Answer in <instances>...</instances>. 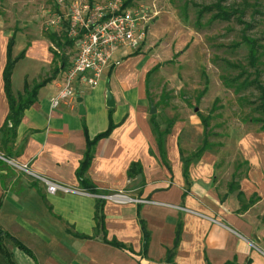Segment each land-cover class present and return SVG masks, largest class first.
<instances>
[{"label": "crops", "instance_id": "obj_1", "mask_svg": "<svg viewBox=\"0 0 264 264\" xmlns=\"http://www.w3.org/2000/svg\"><path fill=\"white\" fill-rule=\"evenodd\" d=\"M41 32L37 39L27 37L13 67L14 95L55 66L54 44ZM8 37L0 32V136L9 112L3 82ZM68 50L66 65L24 110L10 143L11 162L0 150V264H264V129L230 135L229 145L241 158L234 177L219 152L206 149L195 156L197 122L173 121L161 153L149 113L150 60L120 48L113 54L119 63L108 66L96 85L79 86L76 106L52 108L50 98L71 60ZM19 53L12 48L13 57ZM107 89L113 107L106 105ZM110 120L114 127L94 143L84 177L98 194L126 190L144 203L103 201L80 186L86 135L92 139L105 131ZM157 124L159 131L166 128ZM245 138L247 149L240 143ZM133 163L140 169L129 176ZM22 165L75 191L48 193ZM140 220L148 232L146 246Z\"/></svg>", "mask_w": 264, "mask_h": 264}, {"label": "rangeland", "instance_id": "obj_2", "mask_svg": "<svg viewBox=\"0 0 264 264\" xmlns=\"http://www.w3.org/2000/svg\"><path fill=\"white\" fill-rule=\"evenodd\" d=\"M60 1L0 0V32L8 33V39L13 36L15 54L17 49L25 52L28 36H42L41 28L43 33H58L60 43H64L63 29L55 30L48 23L61 11ZM127 2L153 10L154 19L147 26L145 38L132 52L150 60L147 91L156 108L157 122L163 126L175 120L197 122L198 148L206 138L207 149L220 153L221 162H228L225 166L234 177L241 158L229 145L230 135L264 125V112L258 108L264 100L260 91L253 85L240 88L242 82L254 79L264 85V0ZM206 6L214 7L207 11ZM216 8L233 12L231 19L214 17ZM244 36L255 39L258 46L254 67L249 64ZM54 48L60 55L70 52V47H57L55 43ZM197 113L207 117L205 128Z\"/></svg>", "mask_w": 264, "mask_h": 264}, {"label": "built area", "instance_id": "obj_3", "mask_svg": "<svg viewBox=\"0 0 264 264\" xmlns=\"http://www.w3.org/2000/svg\"><path fill=\"white\" fill-rule=\"evenodd\" d=\"M60 4L63 5L61 11L48 23L55 30L61 28L65 31L66 38L72 42V51L57 91L50 98L52 108L61 104L76 106L79 86L96 85L108 66L119 63V60H113L118 49L140 46L148 24L154 19L153 10L127 0H61ZM20 168L42 181L48 193L75 191L67 184L32 172L26 165ZM97 197L118 204L147 201L126 190L101 193Z\"/></svg>", "mask_w": 264, "mask_h": 264}, {"label": "trees", "instance_id": "obj_4", "mask_svg": "<svg viewBox=\"0 0 264 264\" xmlns=\"http://www.w3.org/2000/svg\"><path fill=\"white\" fill-rule=\"evenodd\" d=\"M213 7L214 6H206L204 10L211 11V10H213ZM216 9H217L216 10L217 13L215 14L214 17L219 18V19H223V20H230L231 19L233 12L223 11V10H220L219 8H216ZM218 9L220 10L219 12H218ZM44 33H45L44 34L45 37L48 38L53 44L55 43L57 45V47H60V46L71 47V45H72V42L66 38L65 31H64V36L62 37V38H65L63 44L60 43L61 38L58 35V33L54 32V31H52V32L47 31ZM242 40L249 47L248 60H249V64L251 65V67H254L255 63L257 61V58H258V54H257L258 46L256 44V40L253 38L247 37V36L242 37ZM13 46H14V41H13V36H11L8 39L7 44H6V63H5V67L3 69L4 91H5V94H6V97L8 100V104H9V112H8L7 117L5 119V122L1 128V136H0V150L3 152L4 157L7 159L10 158V156H11L10 143L12 142V139L14 138L15 129L21 120V117L23 115L24 110L27 107H29L35 101L36 93H37L38 89L41 86H43L44 84H46L47 82H49L50 80H52L56 76L60 67L61 66L64 67V65H66V63H67L66 54L63 53L62 55H60L59 52L53 50V48H52L55 66L52 68L50 74L45 76L44 78H42L38 83H34L32 85L28 84V82L25 81L24 87H23V92L18 93L17 95H14L12 92V89H11V74H12V70H13V67L16 64V62L23 57L24 51L20 52L17 56L13 57L12 56ZM57 60L59 61L60 66L57 65V63H56ZM251 85H253L254 88L258 89L262 95V98H264V85L261 84L258 79H254L251 82L244 81V82H242L240 88L241 87H248ZM236 91H238L237 88H236ZM258 108L264 112V100L263 99L260 100ZM197 116L199 117V119L201 120V123L203 124V126L205 128L206 124H207V117H204L199 113H197ZM155 117H156L155 114H153L151 116V125H152V127H153V129L157 135V143L159 146V151L162 153L163 152L162 136L168 132V129H169V127L173 121L171 123L167 124L166 128L163 131H159V126L155 120ZM255 121H261V120L255 119ZM113 127H114V124L110 120L108 128L105 131L97 134L92 139H90L86 135L87 150L85 152L83 160L80 162L79 168L77 170V176L79 178L81 188L87 190L91 194H98V190L96 189L95 186L90 184V182L87 180V178L84 177V173H85V171H86V169L90 163L91 157H92V147L97 140H99L103 137H106L110 133V131L112 130ZM261 129H264V125L261 126ZM206 149H207L206 138H204L203 143L200 146V148L197 149L195 156L200 155ZM184 162L186 164V162H189V161L186 159V160H184ZM135 167H137L136 171H139V169H140L139 165L137 163H133L129 169V176H132V174L135 171V169H134ZM99 211H100V207L96 208L97 222L100 221L99 216H98ZM140 224H141V229H142V233H143V246H146V243L148 240V232L145 229V225H144L142 220H140ZM0 233H2V232H0ZM17 244L20 247H22L23 249L27 250L21 244H19V243H17ZM2 245H3L2 244V236H0V251H3Z\"/></svg>", "mask_w": 264, "mask_h": 264}, {"label": "water", "instance_id": "obj_5", "mask_svg": "<svg viewBox=\"0 0 264 264\" xmlns=\"http://www.w3.org/2000/svg\"><path fill=\"white\" fill-rule=\"evenodd\" d=\"M80 101H81V98H77V102H80ZM106 105L108 107L114 106V99H113V96H112L109 89H107V91H106ZM80 108H81V106H80ZM149 113L150 114L156 113V108H155L153 102H151V101L149 102Z\"/></svg>", "mask_w": 264, "mask_h": 264}, {"label": "clouds", "instance_id": "obj_6", "mask_svg": "<svg viewBox=\"0 0 264 264\" xmlns=\"http://www.w3.org/2000/svg\"><path fill=\"white\" fill-rule=\"evenodd\" d=\"M241 144L244 145V147L247 149L249 147V144H248V139L245 138L243 140L240 141ZM253 164H258V158H253L252 161H251Z\"/></svg>", "mask_w": 264, "mask_h": 264}]
</instances>
